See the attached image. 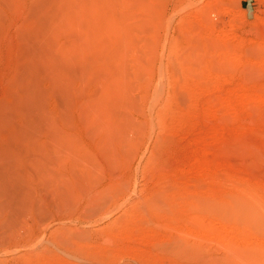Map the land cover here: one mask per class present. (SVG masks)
<instances>
[{
	"label": "rangeland",
	"instance_id": "1",
	"mask_svg": "<svg viewBox=\"0 0 264 264\" xmlns=\"http://www.w3.org/2000/svg\"><path fill=\"white\" fill-rule=\"evenodd\" d=\"M32 2L0 4V101ZM104 5L91 72L46 107L73 185L0 215V264H264V0Z\"/></svg>",
	"mask_w": 264,
	"mask_h": 264
},
{
	"label": "bare ground",
	"instance_id": "2",
	"mask_svg": "<svg viewBox=\"0 0 264 264\" xmlns=\"http://www.w3.org/2000/svg\"><path fill=\"white\" fill-rule=\"evenodd\" d=\"M4 1L0 0V4ZM106 1L32 2L33 17L37 18L36 27L32 28L33 33L28 31L27 35H21L23 41L20 43L23 44L16 64L18 75L11 84L10 96L0 101L2 218L9 213L12 218L17 215L18 210L22 214V222L28 218L25 215L29 211L28 205L36 201L32 200L29 204L33 193L35 194L34 184L38 181L50 182L51 178L56 177L60 181L59 190L62 192H65L68 185H73L75 167L78 165L75 160L73 162V148L67 145L64 133L59 129L58 117L54 118L47 108L53 98L59 99L61 103L69 101L68 97L73 92L71 79L79 77V73L86 77L91 72L89 69L93 66L85 54L92 53L94 27L97 25L90 17L96 12H103ZM32 29L29 30L32 32ZM16 30L18 31L17 28ZM60 61L64 64L63 72L55 64ZM35 197L33 198L39 199ZM35 204L33 205L36 206ZM15 209L17 210L14 211Z\"/></svg>",
	"mask_w": 264,
	"mask_h": 264
}]
</instances>
